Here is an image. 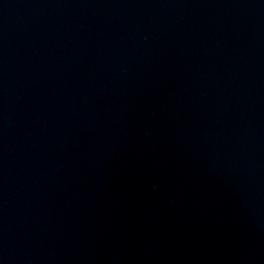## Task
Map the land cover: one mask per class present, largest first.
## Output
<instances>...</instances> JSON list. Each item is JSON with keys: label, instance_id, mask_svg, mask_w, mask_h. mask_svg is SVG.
<instances>
[{"label": "water", "instance_id": "obj_1", "mask_svg": "<svg viewBox=\"0 0 264 264\" xmlns=\"http://www.w3.org/2000/svg\"><path fill=\"white\" fill-rule=\"evenodd\" d=\"M0 264H264V0H0Z\"/></svg>", "mask_w": 264, "mask_h": 264}]
</instances>
